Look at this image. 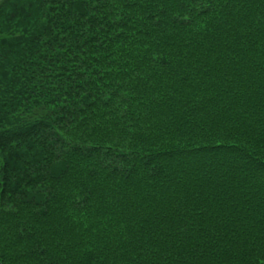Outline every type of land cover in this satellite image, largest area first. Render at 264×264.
Segmentation results:
<instances>
[{
	"label": "trees",
	"instance_id": "trees-1",
	"mask_svg": "<svg viewBox=\"0 0 264 264\" xmlns=\"http://www.w3.org/2000/svg\"><path fill=\"white\" fill-rule=\"evenodd\" d=\"M0 264H264V0H0Z\"/></svg>",
	"mask_w": 264,
	"mask_h": 264
}]
</instances>
